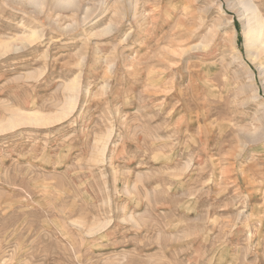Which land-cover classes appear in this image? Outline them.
Listing matches in <instances>:
<instances>
[{
    "label": "rangeland",
    "instance_id": "rangeland-1",
    "mask_svg": "<svg viewBox=\"0 0 264 264\" xmlns=\"http://www.w3.org/2000/svg\"><path fill=\"white\" fill-rule=\"evenodd\" d=\"M0 264H264V0H0Z\"/></svg>",
    "mask_w": 264,
    "mask_h": 264
},
{
    "label": "bare ground",
    "instance_id": "bare-ground-1",
    "mask_svg": "<svg viewBox=\"0 0 264 264\" xmlns=\"http://www.w3.org/2000/svg\"><path fill=\"white\" fill-rule=\"evenodd\" d=\"M258 19V18H257ZM254 21V20H253ZM261 24V23H260ZM255 28H256V26H255ZM249 33V32H248ZM256 38H257V36H256ZM258 39V38H257ZM73 85H75V84H73ZM44 120V119H43ZM39 121V120H38Z\"/></svg>",
    "mask_w": 264,
    "mask_h": 264
}]
</instances>
